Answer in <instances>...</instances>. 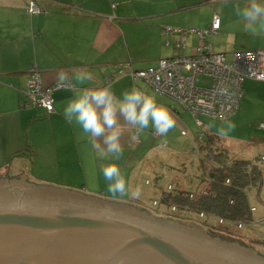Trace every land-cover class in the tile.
<instances>
[{
  "label": "crops",
  "instance_id": "crops-1",
  "mask_svg": "<svg viewBox=\"0 0 264 264\" xmlns=\"http://www.w3.org/2000/svg\"><path fill=\"white\" fill-rule=\"evenodd\" d=\"M30 1L0 0V178L24 179L131 205L140 202V197L120 200L123 198L106 194L107 182L100 166L110 159L102 157L88 136L63 116L75 77L81 73L89 77L83 84L77 82L79 87L111 84L117 97L136 86L167 107L179 126L177 106L193 117L192 113L147 82L134 80L128 73L118 74L121 63L130 61L134 69H143L179 51L193 54L196 34L191 32L184 49L178 50L179 35H164L162 28L205 29L214 14L219 16L220 28L207 38L213 51L230 58L234 51L264 49V35L245 31L244 20L235 11L237 5L244 8L249 0H32L39 8L36 14L27 11ZM31 66L39 70L42 86L70 85L53 91V113L22 105ZM201 80V85L208 84L206 77ZM231 118L241 127L256 130L257 124L264 129L260 126L264 124V81L243 82L240 106ZM120 122L121 170L135 188L141 158L127 171L125 168L140 146L138 132L122 118ZM194 122L202 129V121L201 125ZM152 191L157 192L155 184Z\"/></svg>",
  "mask_w": 264,
  "mask_h": 264
},
{
  "label": "water",
  "instance_id": "water-1",
  "mask_svg": "<svg viewBox=\"0 0 264 264\" xmlns=\"http://www.w3.org/2000/svg\"><path fill=\"white\" fill-rule=\"evenodd\" d=\"M0 264H264V256L146 208L0 178Z\"/></svg>",
  "mask_w": 264,
  "mask_h": 264
},
{
  "label": "built area",
  "instance_id": "built-area-1",
  "mask_svg": "<svg viewBox=\"0 0 264 264\" xmlns=\"http://www.w3.org/2000/svg\"><path fill=\"white\" fill-rule=\"evenodd\" d=\"M219 1V0H209ZM114 6V4H112ZM27 11L38 13L39 8L34 1H30ZM220 28V19L214 14L209 27L205 29H188L164 26V35L178 34L176 49L183 50L191 32L197 35L198 44L191 55L177 54L162 58L154 66L134 69L130 61L121 63L118 74L128 73L134 80H143L151 88L165 94L188 109L197 124L201 125L198 115L225 120L235 115L240 106L243 94V82L247 79L264 81V49H245L232 52L229 59L222 52L211 49L208 37ZM208 79L207 85H201V77ZM112 79L109 77L108 80ZM70 86L68 83H55L42 86L40 73L35 66L29 68V78L23 90L22 105L42 107L46 113L54 111L52 93L60 87ZM260 126H264L260 123ZM185 134V131H181ZM203 133L199 134L201 137ZM209 159L213 157L209 155ZM264 158L261 157V160ZM149 184L148 180H145ZM169 183L164 191L172 189ZM166 196L161 194L160 198ZM153 206H159V199L152 200ZM168 217L176 218L179 208L166 205ZM255 208L252 207L251 210ZM202 218V213H199ZM238 228H241L239 223Z\"/></svg>",
  "mask_w": 264,
  "mask_h": 264
},
{
  "label": "rangeland",
  "instance_id": "rangeland-1",
  "mask_svg": "<svg viewBox=\"0 0 264 264\" xmlns=\"http://www.w3.org/2000/svg\"><path fill=\"white\" fill-rule=\"evenodd\" d=\"M180 53L179 51L178 54ZM227 59L229 58L227 57ZM201 82L206 83L207 81L206 79H202ZM177 110L180 111V116L177 114L176 116L181 125L178 126L176 124L166 137H155L151 128L140 132V134L138 133L137 138L140 146L135 154H133L132 159L127 161L125 168V171H127L128 168L141 158V171L135 175L134 186L140 185L143 191L139 198L140 202L135 201L133 205L146 208L153 211L156 215L164 217L169 216L166 205H152L154 198L160 199V193H154L152 187L155 184V188L158 190V188L161 189V186L165 187L168 182L186 184V181L194 179V175L199 174V151L197 144L198 141H201L198 138L201 131H204L206 135H217L219 137L218 144L228 150L233 159L253 160L260 157L264 158V129L257 128V124H254L255 130L239 126L233 118L220 120L206 115H199V120L203 123L201 129L196 126L195 119L188 111L183 110L180 105L177 106ZM226 122H232L236 127L234 130L228 131L225 135L221 136L218 134V130ZM182 130L185 131V134H182ZM204 138L205 136L203 140ZM110 161V163H117L122 168V159L119 161H112L110 159ZM261 166L264 171V159L261 161ZM146 179L149 181V184L145 183ZM105 192L109 194L108 191ZM120 200H125V198ZM249 200L251 205L256 207L253 210L254 223L241 228L228 226V229L232 230L236 235H233L231 239L230 237L227 238L230 241L241 242L247 248H251L264 256V246L258 242V240H264V179L259 193L253 191L249 196ZM176 217L180 218L182 222L192 224L207 231L208 228L214 227L211 223L208 226L205 225L203 219L201 217L197 218L194 213L191 214L179 210ZM185 217H189L190 219H185ZM215 225H219V223ZM234 236L239 239H236Z\"/></svg>",
  "mask_w": 264,
  "mask_h": 264
},
{
  "label": "clouds",
  "instance_id": "clouds-1",
  "mask_svg": "<svg viewBox=\"0 0 264 264\" xmlns=\"http://www.w3.org/2000/svg\"><path fill=\"white\" fill-rule=\"evenodd\" d=\"M235 11L244 20L245 31L253 36L264 35V0H249L247 6L237 5ZM87 79L89 77L83 73L75 77L73 95L64 107L63 116L88 136L92 147L100 149L102 157L112 161L123 157L121 118L138 133L151 128L155 135L166 137L175 127L176 121L168 108L140 88L125 89L117 97L111 84L98 88L77 86V82L83 84ZM235 127L234 123L226 122L218 134L223 136ZM100 171L107 182V191L114 198L142 195V187L132 188L117 163L102 164Z\"/></svg>",
  "mask_w": 264,
  "mask_h": 264
},
{
  "label": "trees",
  "instance_id": "trees-1",
  "mask_svg": "<svg viewBox=\"0 0 264 264\" xmlns=\"http://www.w3.org/2000/svg\"><path fill=\"white\" fill-rule=\"evenodd\" d=\"M202 133L201 137L198 136L201 141L197 144L199 174L186 181V184L168 182L173 187L168 191H164L166 186L156 189L160 196L162 193L166 195L159 199V205L173 204L182 212L194 213L197 218L202 213L203 223L214 226L208 228L210 233L231 239L236 233L228 229V226L237 227L240 223L244 227L254 223L251 208L256 207L251 205L249 196L253 191L259 193L262 188L263 160L261 157L253 160L233 159L229 151L218 144L217 135ZM209 155L213 157L212 160ZM177 220L180 221V218ZM258 242L264 246V240Z\"/></svg>",
  "mask_w": 264,
  "mask_h": 264
},
{
  "label": "flooded vegetation",
  "instance_id": "flooded-vegetation-1",
  "mask_svg": "<svg viewBox=\"0 0 264 264\" xmlns=\"http://www.w3.org/2000/svg\"><path fill=\"white\" fill-rule=\"evenodd\" d=\"M158 216V215H157ZM166 217H168V216H166ZM209 232V231H208ZM259 253V252H258ZM260 254V253H259ZM262 255V254H261Z\"/></svg>",
  "mask_w": 264,
  "mask_h": 264
}]
</instances>
